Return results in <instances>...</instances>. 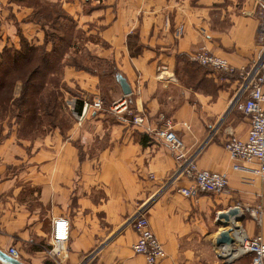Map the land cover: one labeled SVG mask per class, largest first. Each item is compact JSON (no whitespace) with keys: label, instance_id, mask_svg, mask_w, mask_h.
Segmentation results:
<instances>
[{"label":"crops","instance_id":"obj_1","mask_svg":"<svg viewBox=\"0 0 264 264\" xmlns=\"http://www.w3.org/2000/svg\"><path fill=\"white\" fill-rule=\"evenodd\" d=\"M260 12L256 0H0V53L22 42L49 53L60 40L46 33L60 32L67 18L85 39L62 56L61 82L77 114L85 98L101 101L80 126L70 119L63 132L54 127L32 140L12 120L0 121V251L14 248L22 264H54L46 250L51 221L61 219L68 227L62 264H144L125 226L144 204L165 253L158 264H250L238 249L243 237L264 243V181L252 173L255 161L232 171L223 149L229 135L243 140L247 131V119L228 109L238 79L188 68L199 49L247 67ZM120 81L131 115L153 128L170 120L197 169L226 175L224 193H176L187 182L170 180L176 162L167 147L110 110L123 96ZM9 97L10 104L13 90ZM232 207L240 211L229 233L234 243L217 247L216 216ZM256 208L258 222L250 214Z\"/></svg>","mask_w":264,"mask_h":264},{"label":"built area","instance_id":"obj_2","mask_svg":"<svg viewBox=\"0 0 264 264\" xmlns=\"http://www.w3.org/2000/svg\"><path fill=\"white\" fill-rule=\"evenodd\" d=\"M256 2L261 8L257 16V50L254 60L247 67L236 69L223 58L204 49L195 51L193 60L200 67L237 77L238 87L229 101L228 109L240 112L247 119V131L243 140L229 135L223 144V149L231 162L232 171L241 169L238 162L255 161L257 169L252 173L264 181V0H256ZM124 97L112 102L110 110L116 115H129L128 121L132 125L142 126L147 135L158 139L167 147L176 162V170L170 180L184 179L187 182L186 186L176 189L177 194L183 198L195 199L201 193L221 194L225 192L228 183L226 175L197 169L195 154H188L185 150L170 120L164 119L159 126L150 127L143 115H131L126 108ZM86 99L82 101L81 111L78 114L73 109L74 101L67 102L70 114L77 125L89 109H101L100 100L88 102ZM250 214L258 222L259 208L254 209ZM125 226H129L136 236L135 242L130 247L131 251L135 255H140L144 264H158L165 258L162 246L149 229L146 205H140L126 220ZM67 231V223L64 220L51 221L50 242L46 253L54 264H62L65 258ZM238 250L242 255H250V264H264V243L259 235L251 238L243 237ZM6 255L13 259L18 256L12 247L6 250ZM78 264L88 263L85 258Z\"/></svg>","mask_w":264,"mask_h":264},{"label":"trees","instance_id":"obj_3","mask_svg":"<svg viewBox=\"0 0 264 264\" xmlns=\"http://www.w3.org/2000/svg\"><path fill=\"white\" fill-rule=\"evenodd\" d=\"M44 11L47 13L48 9H44ZM62 20L63 22L60 23V29L61 31H65V26L67 27L69 33V42L64 48L66 50L63 53L58 54L60 55L59 57L50 56L51 54H55L54 47L51 48L49 55L44 53L45 51L43 48L34 47L24 42H22L19 49L17 50L4 49L0 53V112H9L11 115V120L12 117H14V120L12 121L18 126L21 124L27 127L25 122L22 120L24 113L30 116H35V118H37L36 120H38V117L41 115L43 118H47L50 117L51 113L53 114L54 111L58 112L57 106L52 107L48 102H46L48 97L42 101V97L46 95V91L48 89L47 87L52 83L50 82V78H52L51 76L56 74L57 67H55V65L51 66V63L62 64L60 62L62 56L68 51L70 43H72V41L78 37V33H74L72 26L69 25L68 19L63 17ZM50 32L54 33L52 30ZM50 32H47L46 34H49ZM59 38L61 39V36ZM38 52L39 55L37 60H32V58H29L30 53L36 54ZM28 63L33 64L34 66L30 69L28 67ZM17 65L21 66V69H23V65L25 66V69H20V73H23L24 75H19L18 73L16 76L14 75L13 67ZM197 68L206 69L198 66L195 62L190 64L188 69L194 73L199 71ZM35 76L36 86H34L32 83V81L35 79ZM15 81L21 82L20 92L16 98L13 97L12 102L9 104L10 91L13 90V83ZM27 98L29 100H27ZM33 98L35 102L33 101ZM4 120H6L8 124L11 121H7V119ZM0 121H3V119H0ZM50 125L54 128L55 124ZM18 135L22 136L20 134Z\"/></svg>","mask_w":264,"mask_h":264},{"label":"rangeland","instance_id":"obj_4","mask_svg":"<svg viewBox=\"0 0 264 264\" xmlns=\"http://www.w3.org/2000/svg\"><path fill=\"white\" fill-rule=\"evenodd\" d=\"M61 36V39L59 38ZM84 40L85 38L82 36L81 33H78V37L77 40L80 41ZM49 39L50 40H60V43H57V46H54V51L55 54H51L44 52L45 54H49L51 57H59L60 53H63L66 49H64L66 47V45H68L69 42V33H68V29L65 26V31H60V32H50L49 33ZM57 52V55H56ZM68 52V51H67ZM39 55L38 53H30V57L32 58V60H37V57ZM75 66H77L78 68L80 67H84V64H78V63H74ZM55 65L56 68V74L54 76H51L52 78L50 82L51 85H49L46 91V95H44V97H42V101L47 98L46 102H48L50 104V106L52 107H56L58 108V112H53V114L51 113L50 117L47 118H43L42 115L40 117H38V120H36L37 118H35V116H30L24 113L22 120L25 122V124L27 125H21L19 124V126L17 125L16 131L18 132V134L22 135L23 137L26 136L28 137L30 140L37 138L38 136H42L45 133L51 131L53 129V127H51L50 124H55L54 127H58L60 132H63L64 130H66V128L68 126H70V119H72L75 123V120L72 116H70V112H67L66 109V105H67V101H69V96L66 94L68 92V89L66 88V86L61 82V78H60V74L62 72L63 66L64 64H59V63H51V66ZM18 66V65H17ZM15 66L13 67V72L14 75L16 76L17 73H20V69L21 66ZM33 64L28 63V67L31 69V67H33ZM23 69H25V66L23 65L22 67ZM21 69V70H23ZM24 75V74H23ZM35 79L32 81L33 85L36 86V76L34 77ZM48 79V77H47ZM32 85V84H31ZM20 86H21V82L20 81H15L13 83V97L16 98L19 95L20 92ZM27 100H29L27 98ZM33 101L35 102L34 98ZM30 102V101H28ZM69 113V115H68ZM87 114V112H86ZM86 114L84 115L83 119L81 120L80 124L77 126H80L82 121H84V118L86 116ZM11 115L9 112H0V119H7V121L11 120ZM70 117V118H69ZM40 119V120H39ZM12 120H14V117H12ZM53 120V121H52ZM24 124V123H23Z\"/></svg>","mask_w":264,"mask_h":264},{"label":"water","instance_id":"obj_5","mask_svg":"<svg viewBox=\"0 0 264 264\" xmlns=\"http://www.w3.org/2000/svg\"><path fill=\"white\" fill-rule=\"evenodd\" d=\"M120 87L122 91V95L126 96L129 94V89L127 85L120 81ZM239 209L237 207H232L227 209L223 213H219L216 216L217 221L219 222L220 226L222 227V230L218 232L216 238H215V246L217 247H229L232 246L234 243V240L231 236H229V233L233 231L232 224L233 221L237 218L239 215ZM241 215V214H240ZM240 218H243L241 215ZM0 263L1 264H22L16 259H13L6 255L5 253L0 251Z\"/></svg>","mask_w":264,"mask_h":264},{"label":"bare ground","instance_id":"obj_6","mask_svg":"<svg viewBox=\"0 0 264 264\" xmlns=\"http://www.w3.org/2000/svg\"><path fill=\"white\" fill-rule=\"evenodd\" d=\"M238 242V241H237Z\"/></svg>","mask_w":264,"mask_h":264}]
</instances>
